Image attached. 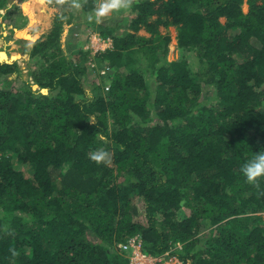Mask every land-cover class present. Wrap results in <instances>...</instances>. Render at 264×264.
I'll return each instance as SVG.
<instances>
[{"label": "trees", "instance_id": "1", "mask_svg": "<svg viewBox=\"0 0 264 264\" xmlns=\"http://www.w3.org/2000/svg\"><path fill=\"white\" fill-rule=\"evenodd\" d=\"M10 2L22 28L42 5ZM51 5L28 72L0 59V264H133L118 244L135 234L157 255L181 242L182 264H264V196L240 172L264 149V0H136L99 24L94 0ZM83 23L112 38L94 55L109 88L83 29L65 48Z\"/></svg>", "mask_w": 264, "mask_h": 264}, {"label": "rangeland", "instance_id": "2", "mask_svg": "<svg viewBox=\"0 0 264 264\" xmlns=\"http://www.w3.org/2000/svg\"><path fill=\"white\" fill-rule=\"evenodd\" d=\"M14 0H11L9 5L13 3ZM244 6L247 7V3H244ZM33 15L27 14V21L26 24L22 27L17 25L16 23H9L8 18H5L4 13L6 12V8L0 9V55L7 54L8 59L10 60L9 56L16 55V57L13 59L17 60L20 65L23 67L24 72H28V67L30 64L34 65V62L31 60V56L28 52H24V48H29L32 46V43L35 39H31L28 36L35 35L38 33V37L48 32L52 25L54 20V10L52 9L51 4L43 3L40 5V7H33L32 8ZM74 9V8H72ZM28 11V10H27ZM75 14H79V10L74 9L73 10ZM4 12V13H3ZM3 13V14H2ZM26 14V12H25ZM120 14V13H119ZM122 14H120L121 16ZM45 25L47 27H45ZM72 24H68L66 26V29L64 31L63 39L66 40L65 48L68 52H72L73 48L76 46L73 44V36L76 34V32L80 31V34L78 36V40L82 41L83 47L88 48V44L90 42V35L93 33V31H97V29H92L91 26H86L84 23L82 25L78 26V30L76 29L75 32H72L71 29ZM45 27V28H43ZM88 29V30H87ZM171 35H172V41H171V56L177 57L179 54V50L177 47V27L172 25L167 28ZM87 31V32H86ZM73 33V35H72ZM28 35V36H27ZM77 36V35H76ZM37 37V38H38ZM36 38V39H37ZM73 41L67 42V40L70 39ZM22 39H25L26 41L23 42ZM76 40V39H75ZM77 40V41H78ZM78 47V46H77ZM93 52L90 50V57L88 60L89 62H92L94 60ZM92 58V59H91ZM90 64V63H89ZM90 67L91 64H90ZM101 74V75H100ZM107 74V73H105ZM104 74V75H105ZM91 78H96V81L101 82L102 80L107 81L108 84V76H104L100 73L96 68L91 69L90 72ZM17 164L20 165L18 162ZM25 168L26 166H22ZM141 214H139V218L144 219V211H140ZM264 216V212H261Z\"/></svg>", "mask_w": 264, "mask_h": 264}, {"label": "clouds", "instance_id": "3", "mask_svg": "<svg viewBox=\"0 0 264 264\" xmlns=\"http://www.w3.org/2000/svg\"><path fill=\"white\" fill-rule=\"evenodd\" d=\"M42 3L55 4L63 6L70 4V6L76 10H80L88 2V0H41ZM136 0H94V7L92 14L89 15V20H95V23L99 24L104 18L109 17L113 13H119L122 11L131 10ZM92 125H96V121L93 118H88ZM101 140L105 138L100 137ZM88 158L97 165L110 166L111 154L100 148L90 151ZM240 172L245 178V182L255 188L259 195L264 196V149L259 152L253 153L251 157L241 165ZM9 253L12 258H16L20 253L15 248H10Z\"/></svg>", "mask_w": 264, "mask_h": 264}, {"label": "built area", "instance_id": "4", "mask_svg": "<svg viewBox=\"0 0 264 264\" xmlns=\"http://www.w3.org/2000/svg\"><path fill=\"white\" fill-rule=\"evenodd\" d=\"M88 48L96 54L112 45V38L104 36L98 31H93L90 35V42ZM92 67L96 68L100 73L105 74L109 66L98 65L96 60H92ZM109 88V85H106ZM119 247L128 253L130 262L133 264H182V259L173 252L176 247H181V242H176L175 247L162 254H152L144 250L142 237L140 234H135L129 237L126 241L120 242Z\"/></svg>", "mask_w": 264, "mask_h": 264}, {"label": "water", "instance_id": "5", "mask_svg": "<svg viewBox=\"0 0 264 264\" xmlns=\"http://www.w3.org/2000/svg\"><path fill=\"white\" fill-rule=\"evenodd\" d=\"M0 59H1V60L10 61V60L8 59V57H7V56H4V57H2V56L0 55ZM33 87H34V88H38V87H39V85H38V84H34V85H33ZM42 91H44V92H47V91H48V89H47V88H42Z\"/></svg>", "mask_w": 264, "mask_h": 264}, {"label": "crops", "instance_id": "6", "mask_svg": "<svg viewBox=\"0 0 264 264\" xmlns=\"http://www.w3.org/2000/svg\"><path fill=\"white\" fill-rule=\"evenodd\" d=\"M14 1H16V0H14ZM36 3H37V2H36ZM42 4H43V3H42ZM30 5H31V7H32V0H31V2H30ZM35 7L37 8V7H40V6H37V5H36ZM3 13H4V12H3ZM3 13H2V14H3Z\"/></svg>", "mask_w": 264, "mask_h": 264}]
</instances>
